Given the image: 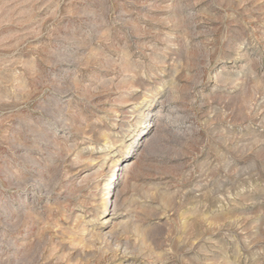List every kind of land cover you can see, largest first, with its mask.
Listing matches in <instances>:
<instances>
[{
    "label": "rangeland",
    "instance_id": "rangeland-1",
    "mask_svg": "<svg viewBox=\"0 0 264 264\" xmlns=\"http://www.w3.org/2000/svg\"><path fill=\"white\" fill-rule=\"evenodd\" d=\"M0 264H264V0H0Z\"/></svg>",
    "mask_w": 264,
    "mask_h": 264
}]
</instances>
